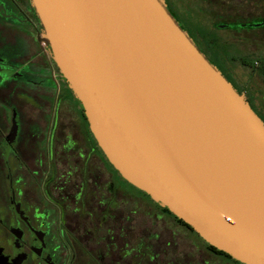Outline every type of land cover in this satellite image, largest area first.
<instances>
[{
	"label": "water",
	"instance_id": "1",
	"mask_svg": "<svg viewBox=\"0 0 264 264\" xmlns=\"http://www.w3.org/2000/svg\"><path fill=\"white\" fill-rule=\"evenodd\" d=\"M31 4L119 177L206 245L264 264V124L161 0Z\"/></svg>",
	"mask_w": 264,
	"mask_h": 264
},
{
	"label": "flooded vegetation",
	"instance_id": "2",
	"mask_svg": "<svg viewBox=\"0 0 264 264\" xmlns=\"http://www.w3.org/2000/svg\"><path fill=\"white\" fill-rule=\"evenodd\" d=\"M259 22L264 20L253 23ZM247 25L240 28L264 27ZM43 34L31 0H0V264H192L189 247L184 262L173 257L179 232L191 250L217 264H237L119 177L50 58ZM242 63L250 70V85L243 81L244 92L232 86L264 124V59ZM17 119L42 126V146L28 127L29 147H35L11 151ZM160 222L171 227L166 240L156 230Z\"/></svg>",
	"mask_w": 264,
	"mask_h": 264
},
{
	"label": "rangeland",
	"instance_id": "3",
	"mask_svg": "<svg viewBox=\"0 0 264 264\" xmlns=\"http://www.w3.org/2000/svg\"><path fill=\"white\" fill-rule=\"evenodd\" d=\"M164 7L173 17L177 25L193 42L198 51L212 64L232 86L244 92L243 81H250L247 66H253L257 61H263L264 57V27L254 29L240 28V23L257 22L264 20V0H161ZM224 26V27H222ZM228 27V28H226ZM252 86V84H251ZM233 87V86H232ZM234 88V89H235ZM235 89V90H236ZM238 93V92H237ZM245 98V94L239 93ZM247 102V101H246ZM264 117V111L261 112ZM14 127L18 134L11 145V151L23 145L26 149L34 148L36 143L30 146V137L26 129L39 138L37 145L40 147L43 141L40 139L44 129L40 124L25 126L20 120H15ZM46 133V132H45ZM43 134V136L45 135ZM126 189V188H125ZM132 191L128 189V192ZM167 224H159L156 230H161L163 240L169 236ZM178 231H179V227ZM194 243L204 247V243L193 236ZM177 254L173 257L177 262H184L187 247L192 252V264H204L209 261L217 264L216 259L211 258L205 252H197L190 249V242L180 232L173 237ZM161 246H165L164 243ZM225 264H228L225 262Z\"/></svg>",
	"mask_w": 264,
	"mask_h": 264
},
{
	"label": "trees",
	"instance_id": "4",
	"mask_svg": "<svg viewBox=\"0 0 264 264\" xmlns=\"http://www.w3.org/2000/svg\"><path fill=\"white\" fill-rule=\"evenodd\" d=\"M260 21V20H259ZM252 22H248V20H246L245 21V23H240V24H251ZM244 27V26H243ZM246 27V26H245ZM226 28H228V27H226ZM163 211H166V210H163ZM167 212V211H166ZM168 213V212H167ZM191 230V229H190ZM210 249H212V250H214L212 247H209ZM219 254H221V256H223V257H225L226 259H228L229 261H231V262H234V261H232L231 259H230V257L229 256H227V255H225V254H223V253H219ZM235 263V262H234ZM238 264V263H237Z\"/></svg>",
	"mask_w": 264,
	"mask_h": 264
}]
</instances>
